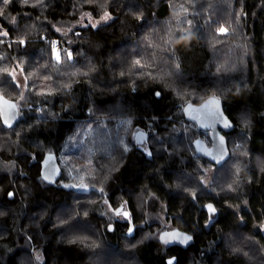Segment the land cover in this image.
<instances>
[{
	"label": "trees",
	"instance_id": "trees-1",
	"mask_svg": "<svg viewBox=\"0 0 264 264\" xmlns=\"http://www.w3.org/2000/svg\"><path fill=\"white\" fill-rule=\"evenodd\" d=\"M0 94L19 106L0 114V264H264V0L0 3ZM212 95L235 123L220 166L184 115Z\"/></svg>",
	"mask_w": 264,
	"mask_h": 264
},
{
	"label": "water",
	"instance_id": "water-1",
	"mask_svg": "<svg viewBox=\"0 0 264 264\" xmlns=\"http://www.w3.org/2000/svg\"><path fill=\"white\" fill-rule=\"evenodd\" d=\"M7 102V103H5ZM9 105H15V108ZM0 114L3 124L7 128L13 127L19 118V106L17 102L4 94H0ZM184 115L187 121L195 123L200 130L208 131L210 136L209 143L206 139L198 137L193 144L198 154L208 158L210 161L220 166L230 157V149L226 133L231 132L235 128V123L226 113L224 101L216 95L206 98L201 103L189 102L184 106ZM147 139V132L139 129L135 133V140L139 144H144ZM62 175V167L59 162L58 155L55 152H47L41 161V177L49 183L56 185ZM10 197L14 196V192L10 191ZM209 211L216 213L215 210L209 208ZM126 218L129 217V211ZM113 224L109 225V229L113 228ZM130 226L134 229V223L131 220ZM162 242L169 246L189 247L193 242L191 233L180 228H170L160 233ZM178 258L172 255L167 258L168 264H176Z\"/></svg>",
	"mask_w": 264,
	"mask_h": 264
},
{
	"label": "rangeland",
	"instance_id": "rangeland-1",
	"mask_svg": "<svg viewBox=\"0 0 264 264\" xmlns=\"http://www.w3.org/2000/svg\"><path fill=\"white\" fill-rule=\"evenodd\" d=\"M103 17H104L103 19H105L106 18V15H104ZM98 20L91 19L90 18V21L92 23H94V24H97L99 22ZM12 73H13L15 79L17 80V82H19V84L24 87V84H25V82H24L25 81V75L22 72V69L15 68V69L12 70ZM202 138L206 139L207 141L209 140V137H207V135H203ZM143 148L146 149V150L149 149L148 146L147 145H144V144H143ZM107 210H108V208H107ZM110 210H109V212H110ZM113 213L114 212L111 210L110 215H111L112 218L114 217V214ZM110 224H113V222L112 221L107 222V226H109ZM171 228H175V227H171ZM109 231L113 232L112 230H109ZM119 250H121V249H119ZM119 250L117 248H112V250H109V252L111 254L110 261L111 260H116V262H121L122 260H127V261L134 260L131 255L124 254L122 251H119ZM106 251H108V250H106ZM99 255H100L101 258H103L102 256H104V255H101V253ZM105 261H107V260H105Z\"/></svg>",
	"mask_w": 264,
	"mask_h": 264
},
{
	"label": "snow or ice",
	"instance_id": "snow-or-ice-1",
	"mask_svg": "<svg viewBox=\"0 0 264 264\" xmlns=\"http://www.w3.org/2000/svg\"><path fill=\"white\" fill-rule=\"evenodd\" d=\"M10 0H0V3H4V4H7L9 3ZM25 3L28 2V0H24ZM226 30L225 29H221V32H225ZM4 35H7V33H4ZM57 60H59V55H57ZM137 64H139V61L136 62ZM7 103V102H5ZM10 107L12 108H15V105H9ZM125 216H127V213H124Z\"/></svg>",
	"mask_w": 264,
	"mask_h": 264
},
{
	"label": "flooded vegetation",
	"instance_id": "flooded-vegetation-1",
	"mask_svg": "<svg viewBox=\"0 0 264 264\" xmlns=\"http://www.w3.org/2000/svg\"><path fill=\"white\" fill-rule=\"evenodd\" d=\"M123 215H124V211H123ZM130 218V219H129ZM125 219H127V220H131V215H130V213H129V217L128 218H125ZM113 228L112 229H110V230H112V231H114V229H115V224L113 223ZM131 227V226H130ZM109 228V227H108ZM132 228V227H131Z\"/></svg>",
	"mask_w": 264,
	"mask_h": 264
},
{
	"label": "built area",
	"instance_id": "built-area-1",
	"mask_svg": "<svg viewBox=\"0 0 264 264\" xmlns=\"http://www.w3.org/2000/svg\"><path fill=\"white\" fill-rule=\"evenodd\" d=\"M38 109H40V108H38ZM148 127L150 128V127H151V125H149Z\"/></svg>",
	"mask_w": 264,
	"mask_h": 264
},
{
	"label": "bare ground",
	"instance_id": "bare-ground-1",
	"mask_svg": "<svg viewBox=\"0 0 264 264\" xmlns=\"http://www.w3.org/2000/svg\"><path fill=\"white\" fill-rule=\"evenodd\" d=\"M150 125V124H149Z\"/></svg>",
	"mask_w": 264,
	"mask_h": 264
}]
</instances>
